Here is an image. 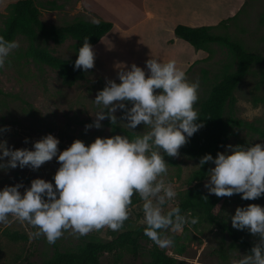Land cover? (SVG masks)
Instances as JSON below:
<instances>
[{"label":"rangeland","instance_id":"obj_1","mask_svg":"<svg viewBox=\"0 0 264 264\" xmlns=\"http://www.w3.org/2000/svg\"><path fill=\"white\" fill-rule=\"evenodd\" d=\"M16 2L17 0H0V7L4 3L0 9V35L13 15V5ZM37 3L39 18L46 27L95 21L79 6L78 0H38ZM216 3L215 13L210 7L208 18L196 21L191 27H211L212 33L239 42L247 51L264 54V0H216ZM203 22L205 24H201ZM160 34L158 38L161 40H165L171 34L168 45H165V42L157 44L155 42L157 37L145 30L130 39L123 36L119 42L114 41L110 33L98 46L102 52L100 60L104 62L105 70L110 77H105L94 67L87 72L84 71L85 80L78 81L72 87L64 85L62 70L31 56L33 42L29 36L17 35L13 41H17L19 47L13 50L5 67L0 69V128L10 129L0 132V139L6 140L9 147L31 149L34 141L52 134L60 141L59 149L63 151L75 139H80L87 145L98 136L121 135L120 132L113 133L108 119L101 121L100 129L93 127L85 130V125L92 124L95 114L100 110L94 100L97 92L104 88L106 80L112 79L119 83L117 73L120 70L130 68L132 64L146 68V61L150 58L165 63L172 60L170 54L173 47L169 46L171 44L178 47L175 52L178 59L175 61L181 70L200 52L176 37L172 30H163ZM34 45L62 61L75 63L77 59L79 42L70 37L48 39L44 42L38 40ZM206 53L205 59L195 62L185 72L190 82L199 83V100L194 106L196 110L221 76L233 67V57L228 47L210 44ZM233 96L234 101L227 110L228 114L237 120L262 128L264 84L260 83L258 67L251 68L249 74L234 90ZM115 115L121 117L122 111L117 110ZM116 126L133 133L124 122H118ZM135 131L147 129L141 125ZM232 132L221 152H224L229 144L247 146L251 143H264V139L247 128L234 127ZM26 138L28 143L24 142ZM165 159L168 162V172L162 178L166 183H171L178 193L177 197L165 206L164 211L167 212L175 207L180 194L188 188L190 176L198 165L183 154H180L179 158L165 156ZM58 167L59 164L54 158L36 171L27 167L0 170V190L17 183L30 187L31 181L36 178L54 183L52 178ZM207 181L208 179L205 183ZM20 191L23 192L24 189L21 188ZM251 203L264 207V198L244 203L241 197L240 199L234 195L224 197L216 209L219 222L233 228L230 216L234 215L235 209ZM140 212H143L142 201L130 208V216L124 227L134 225L137 222L136 214ZM185 217L192 218L190 213ZM234 230L252 244L258 239L247 230ZM33 231L35 229L26 222L21 223L14 217H9L8 224H0V264H42L52 257L55 249L70 251L92 240L108 241L121 230L103 228L80 237L66 231L55 244L51 245L44 237L30 239L29 233ZM164 234L174 240V245L163 250L185 264H233V261L239 260L241 255L249 252L226 231L215 224L207 223L202 218H199L195 225L185 224L179 232L168 230ZM15 235H25L28 239L13 240L11 236ZM149 248V243L141 242L136 256L127 250L116 254L105 253L100 258V264H146L150 260Z\"/></svg>","mask_w":264,"mask_h":264},{"label":"clouds","instance_id":"obj_2","mask_svg":"<svg viewBox=\"0 0 264 264\" xmlns=\"http://www.w3.org/2000/svg\"><path fill=\"white\" fill-rule=\"evenodd\" d=\"M83 41L74 69L87 72L95 66V52L88 37ZM18 47L17 41L0 36V69ZM117 78L119 83L108 79L97 92L94 103L100 110L85 130L100 129L101 121L108 119L112 125L124 122L135 133L131 138L98 136L87 145L75 139L63 151L52 134L34 141L31 149L9 147L0 139V170L27 167L36 171L54 158L59 164L54 183L36 178L30 187L17 183L0 190V224H8L9 217L26 222L35 229L30 239L44 237L50 245L66 231L77 237L103 228L120 231L129 219L134 195L142 201L144 235L161 249L174 245L164 234L168 230L179 232L187 223H198V217L186 218L179 207L164 211L178 193L162 177L168 172L165 156L179 158L180 149L204 126L194 107L199 83L190 82L175 60L165 63L155 58L146 61V68L132 64L120 70ZM117 110L122 111L119 118ZM141 125L147 131H135ZM8 130L0 128V132ZM208 163L214 165L204 185L209 194L218 198L240 194L248 201L264 195V143L229 144L215 158L205 154L198 166ZM230 219L234 229L258 238L233 264H264V207L238 206Z\"/></svg>","mask_w":264,"mask_h":264},{"label":"trees","instance_id":"obj_3","mask_svg":"<svg viewBox=\"0 0 264 264\" xmlns=\"http://www.w3.org/2000/svg\"><path fill=\"white\" fill-rule=\"evenodd\" d=\"M37 1L17 0L13 5V15L7 21L5 29L0 36H3L8 41H13L17 35L21 34L29 36L33 42L30 50L31 56L62 70L64 85L72 87L78 81L85 80L84 71L82 69H74V62L62 61L52 57L38 45H34L35 42L38 40L44 42L48 39L70 37L79 42V49L83 45V40L88 37L90 44L94 46L104 35L110 32L112 25L107 22L86 23L80 21L59 27H46L39 18L40 11ZM174 34L196 50L207 52V46L210 44L224 45L228 47L233 57L232 69L221 76L197 110L204 126L189 138L188 143L180 149V154L192 159L197 165H199L200 158L205 154H211L215 158L217 152H221L232 136L234 127L247 128L251 132L258 134L261 139H264V126L259 128L237 120L227 112L234 101V90L249 74L252 67L259 68L260 83L264 84V54L259 55L247 51L239 42L230 40L226 36L212 33L211 27L192 28L177 25L174 29ZM112 131L113 133L120 132L121 135H127L130 138L134 135V133L121 129L116 125H112ZM211 167H214L211 163L205 164L203 167L197 166V169L190 176L188 188L180 194L175 207H179L181 214L184 216L190 213L192 217L202 218L209 224L219 226L234 241L240 242L241 246L250 251L253 246L252 243L239 235L233 228L218 220L216 209L221 205L224 197L218 198L214 194H209L204 187L205 181L208 179V170ZM234 196L239 199L241 197L240 194H234ZM262 198H264V195L259 199ZM242 201L244 203L250 202L243 199ZM139 202H141L139 196L134 195L130 208ZM136 220L137 222L134 225H129L127 228L124 227L108 241L92 240L70 251L55 249L52 257L42 264H100V258L103 254H116L124 250L130 251L136 256L141 242L150 244V260L146 264H185L183 261H178L170 256L165 250L157 247L144 235L146 225L143 212L136 214ZM11 238L23 241L28 239L25 235H15L11 236Z\"/></svg>","mask_w":264,"mask_h":264},{"label":"crops","instance_id":"obj_4","mask_svg":"<svg viewBox=\"0 0 264 264\" xmlns=\"http://www.w3.org/2000/svg\"><path fill=\"white\" fill-rule=\"evenodd\" d=\"M78 4L95 19L93 23L107 22L112 25L110 32L93 46L95 52L94 67L105 77H110V75L105 70L104 62L100 60L102 52L98 46L110 33L114 38L113 40L119 42L123 36L130 39L145 30L157 37L155 40L157 44L165 42V45H168V39L172 36L169 34V37L161 40V38H158L161 31L167 29L168 31L172 30L174 33L177 25L191 27L196 24V21L208 18L210 7L213 8L214 13L217 9L216 0H78ZM169 46L173 47L170 58L172 60L178 59L175 53L178 47L174 44ZM199 51V54H194L195 57L186 63L183 69L184 72L195 62L197 63L207 57L206 51ZM137 57L140 56L137 55ZM195 59H198V61H195Z\"/></svg>","mask_w":264,"mask_h":264}]
</instances>
